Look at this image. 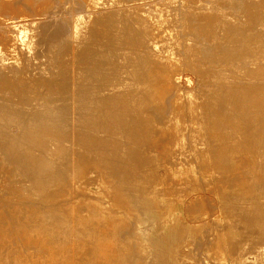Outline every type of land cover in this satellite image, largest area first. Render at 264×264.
Listing matches in <instances>:
<instances>
[{
    "label": "bare ground",
    "instance_id": "bare-ground-1",
    "mask_svg": "<svg viewBox=\"0 0 264 264\" xmlns=\"http://www.w3.org/2000/svg\"><path fill=\"white\" fill-rule=\"evenodd\" d=\"M162 1H80L89 8L81 19L90 31L72 48L50 21L39 26L21 19L10 24V37L0 38V263L134 264L154 250L176 255L174 231L192 190H237L229 203L264 209V1L243 0L238 11L219 0L181 4L180 10L217 23L192 29L205 38L199 51L194 39L183 47L196 58L226 61L225 68L197 64L201 75L218 81L210 110L217 117L209 127L225 133L212 136L220 141L201 133L207 86L183 89L174 76L179 29L166 8L155 7ZM136 9L149 21L136 20ZM151 31L167 33L165 44L154 40L137 51ZM69 50L78 60L73 68L57 61ZM149 57L176 91L169 111L160 106L162 86L142 81L157 73L152 63L143 65ZM46 74L49 83L34 76ZM128 221L131 233L123 226Z\"/></svg>",
    "mask_w": 264,
    "mask_h": 264
},
{
    "label": "rangeland",
    "instance_id": "rangeland-1",
    "mask_svg": "<svg viewBox=\"0 0 264 264\" xmlns=\"http://www.w3.org/2000/svg\"><path fill=\"white\" fill-rule=\"evenodd\" d=\"M80 1L82 2V0ZM80 1L79 0H6L5 2V0L2 1L0 0V38L10 37L11 36V32L9 29L10 24L19 22L21 19H25V20L27 19V21L34 22L39 26L42 25L43 23L45 24L46 22L48 23L49 21L50 22L53 21L51 23L49 22L50 24L48 23V27L51 26L52 27V28L50 27L51 29H56V27H58L60 29L58 31L61 32V35H64V37H66L68 40L69 44L67 43L66 48H68L69 46L72 48V45H74L78 40L84 39L83 34L85 31H90V27L86 28V20L81 19V16L87 15L85 14V12L86 11L88 12L89 8L84 7ZM140 1L141 0H123V1L121 0V2H118L115 5H122L124 3H131V4L135 3L133 5L135 6V5H140L139 4ZM143 1L144 3L141 2V4L145 5L146 3H149L151 0L150 1L143 0ZM206 1L207 0L203 2ZM193 2L194 1L192 0H166L165 2L162 1L160 4L156 5L155 7L166 8L168 10V17L170 19L171 25H173L174 27L177 25L175 27L176 32H178L179 29L178 32L179 34L177 37L179 39V45L175 48L177 50V51L175 50V52L180 57L179 58L180 61H179V65H177L176 70L173 71L174 76H176L178 85L183 89L195 88V91H197L199 89V86L203 84L201 87L207 86V88L210 91L209 92L208 89H206V87L203 88L202 90L205 93L202 99V104H203L202 108L204 110V113L202 112V114L201 115L199 114L198 117L204 121V128L206 127V129H202L201 133L205 135L207 134L208 137L210 136L209 140L211 141L212 140L220 141L219 138H213L212 136L224 132L218 130L214 131L209 127L210 121H212L213 118L217 117V115L213 116V113H211L210 110H213V108L211 107L213 106L214 102H216V98L218 95V81H214V79H212L211 77L206 78L204 75H201L200 73H202L203 70H198L197 64L201 63V66L202 67L204 66V68L206 67L207 69L211 68V66H213L212 68H215L214 66L216 67L222 66L223 68L227 66L225 65L226 61H224L223 59L220 60L218 58L205 56V55H201L200 58H196L197 56L196 57L191 56L192 55L191 47L185 51L183 44L186 40L194 39L195 43L193 44L194 45L193 51H195L196 49L199 51V48L201 46L199 42L203 43L204 42L203 40L205 39L203 38L204 37L203 34L196 33L192 31V29H194L195 27L201 24L200 28L198 27L197 30L204 31L205 28H209L208 26H211L212 28V27H216L217 25L216 21H213L212 23L209 22L210 21L209 18L211 17L209 18L208 17L203 18V16L195 17L193 13L187 11L184 12L180 10V8L182 7L181 4L190 6L193 5ZM207 2H209V4L216 3L213 0H208ZM217 3L221 5L223 4V6L225 7L229 5L227 7L228 10L234 8H235L234 10H236L237 8L239 9L240 6H244V3L246 4L247 2L243 0L241 1L219 0L217 1ZM171 4L173 5L172 7ZM140 12H143V10L136 9L135 11H133L135 19L138 20L141 17V20L149 21V17L147 15L142 16V13ZM175 17L177 18L175 19ZM193 18L195 21L192 20ZM243 18L244 17H242V19ZM128 20H132L131 17H129ZM59 23H61L60 24L61 27H59L60 25H57ZM83 23L85 24L84 27L82 26ZM5 28L8 29L6 30ZM76 30L79 33V36H75ZM8 32H10V35ZM43 34L44 33H40L41 36ZM41 36L40 38H42ZM43 36L46 37V33ZM89 37H91V35H89L85 40H87ZM93 37L91 38V42H92L91 48H94L95 46L94 42L96 38ZM145 37L147 38L148 42L147 40H145L146 39ZM166 37H167V33L157 34V31H151L150 34H146L145 36L141 37L142 42H140V44L136 46L137 48L136 50L143 52L144 50L147 49L148 44L150 42H153L154 40L161 41L162 42L161 44H165V41H167ZM145 42L147 44H145ZM40 44L41 47L46 46L45 41H42ZM207 46L208 45H205L203 47L207 48ZM186 52L190 55L188 54L185 55ZM194 60H196L197 62ZM57 61L62 65H67V66L71 65V68H73V65L78 62L77 57H75V53L72 50L61 52L57 56ZM222 61H224L223 62L224 65L222 64ZM146 63L148 65L152 63L151 67L153 65L152 67L153 71L157 73L156 75L153 74L151 77L148 78L143 77L142 81L144 80L143 82L146 83V82H150L151 80H154V82L151 81L150 83L159 84L162 86L160 100H163V104L160 106L161 108L163 107L162 109L166 108L167 111H169L170 109L174 108V104L176 100V95H175L176 91L171 83H168L166 79L159 77V75H161L165 71V68H162L161 66H157L161 64L159 62H156V60L154 59L152 60V58L150 57L149 59L144 60L143 65H146ZM34 76H36V78L40 82L46 81V83H49L52 77L50 76V74H46L44 76L42 75H34ZM209 84L211 85L208 87ZM211 86H216V88L215 87L210 88ZM170 95L172 98L170 97ZM168 97L170 100L168 99ZM147 99L153 100V98H151L150 96ZM165 100L168 103H166ZM167 104L169 106H167ZM166 109L165 112H167ZM221 109L222 108H220L219 110ZM218 114H219L218 116L222 118H226L224 112H219ZM158 130L159 129L155 130L156 131L155 135H157L158 133V136L161 137L163 135L162 130H159V132ZM244 131L247 132L248 130L246 129ZM235 132L238 135L243 134L241 130ZM158 136L156 140L159 141L164 140V137L159 138ZM228 139L230 138H226L225 140ZM151 145L155 146L154 143H152ZM160 173L164 176H167L165 166L160 167ZM236 191L237 190H225V191L224 190L223 191L222 190H192L187 198V200H189V203L188 202L184 203L181 208L182 210L181 217L183 222L177 225L176 226L177 228H175L174 231L173 244L175 246L174 248L177 251L176 255L169 254L167 252H157L154 250V252L150 254L142 255L140 261H138L139 263L134 262V264L136 263L138 264H238L243 260L248 264H253V263L264 264V232H263L264 209L261 205H257V204L233 205V203H229V201L231 202V200L234 199L233 197L234 194L236 195ZM224 193L228 195L225 196L226 194ZM200 196L202 197L199 198ZM225 198L227 199L225 200ZM221 201L223 204L221 203ZM223 201H225V204ZM121 203H122L121 205L122 209H124L126 212L129 213L134 212V209L130 207L128 203L126 202H121ZM123 226L124 229H127L126 231L128 233H131L132 230L134 229V224L132 223V221H128L124 223ZM15 239L16 238H14L13 241H15ZM12 243H10V245H12ZM2 250L4 251V248ZM260 252L262 254H260ZM29 253H30L29 249L28 250L26 249L25 255L27 256ZM70 255L71 257L74 255L76 256L74 251H73V255L72 252L70 253ZM0 264H4V263H0Z\"/></svg>",
    "mask_w": 264,
    "mask_h": 264
}]
</instances>
